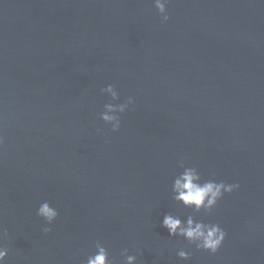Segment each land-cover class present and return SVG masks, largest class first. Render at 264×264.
<instances>
[{
	"label": "water",
	"instance_id": "95a60500",
	"mask_svg": "<svg viewBox=\"0 0 264 264\" xmlns=\"http://www.w3.org/2000/svg\"><path fill=\"white\" fill-rule=\"evenodd\" d=\"M0 0V228L4 264H264V0ZM115 85L134 98L100 120ZM97 129L100 133L97 134ZM183 161L238 183L210 215L215 255L160 225ZM59 215L45 236L36 216ZM192 253L180 261L176 252Z\"/></svg>",
	"mask_w": 264,
	"mask_h": 264
},
{
	"label": "clouds",
	"instance_id": "9594fccd",
	"mask_svg": "<svg viewBox=\"0 0 264 264\" xmlns=\"http://www.w3.org/2000/svg\"><path fill=\"white\" fill-rule=\"evenodd\" d=\"M170 2L171 0H153V7L161 18V23H167L169 20L166 6ZM100 94L109 97V102L104 104L99 118L105 125L111 126V132L116 133L121 126L122 114L134 105V98L128 97L124 102L117 103L120 98L115 85L112 84L100 89ZM99 133L100 130L97 129V134ZM178 167L182 171L172 180L171 200L175 205L190 209L192 214L182 220L178 215L165 213L160 226L167 231L169 238H182L197 252L215 255L227 233L218 223H205L195 219V216L201 213L210 215L225 195L238 191L240 186L238 183L218 182L215 177L205 180L196 167H186L183 161L179 162ZM58 215V211L47 201L38 206L36 216L44 222L45 226L41 231L45 236L51 232L49 226L56 221ZM7 237V230L0 228V264H4L8 255L9 250L2 243ZM94 248L95 252L87 257L86 264H116L115 260L109 258L108 250L99 241L95 243ZM176 256L180 261H188L192 253L181 248L176 252ZM121 257L123 264H136V256L129 255L127 249L121 252Z\"/></svg>",
	"mask_w": 264,
	"mask_h": 264
}]
</instances>
